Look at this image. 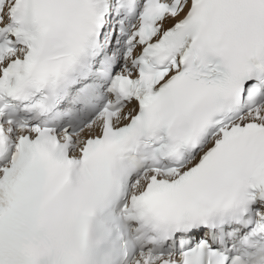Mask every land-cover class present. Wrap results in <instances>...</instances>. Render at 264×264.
<instances>
[{
	"label": "snow or ice",
	"instance_id": "snow-or-ice-1",
	"mask_svg": "<svg viewBox=\"0 0 264 264\" xmlns=\"http://www.w3.org/2000/svg\"><path fill=\"white\" fill-rule=\"evenodd\" d=\"M0 264H264V0H0Z\"/></svg>",
	"mask_w": 264,
	"mask_h": 264
}]
</instances>
